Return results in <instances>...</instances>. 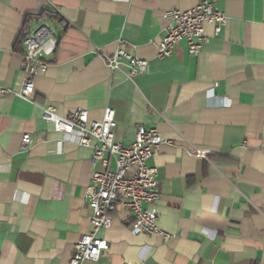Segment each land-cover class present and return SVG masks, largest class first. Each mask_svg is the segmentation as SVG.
<instances>
[{
  "label": "crops",
  "instance_id": "0c3cea01",
  "mask_svg": "<svg viewBox=\"0 0 264 264\" xmlns=\"http://www.w3.org/2000/svg\"><path fill=\"white\" fill-rule=\"evenodd\" d=\"M203 1L228 17L221 34L206 26L197 57L182 42L160 58L165 12ZM43 24L59 46L32 99L0 95V264H70L93 229L92 150L55 132L47 107L62 117L84 109L91 121L110 107L117 143L133 144L139 127L164 140L148 164L168 238L133 235L118 209L98 235L108 250L84 264H264V0H0V90L22 89V40ZM119 40L148 73L129 80L125 65L106 66L98 52L112 55Z\"/></svg>",
  "mask_w": 264,
  "mask_h": 264
},
{
  "label": "built area",
  "instance_id": "2783aa9c",
  "mask_svg": "<svg viewBox=\"0 0 264 264\" xmlns=\"http://www.w3.org/2000/svg\"><path fill=\"white\" fill-rule=\"evenodd\" d=\"M164 18L169 24L163 38L155 44L160 58L171 57L182 42L186 43L189 55L197 57L209 42L206 26H212L214 36L218 37L228 23L226 14L209 1H203L189 10H169ZM22 43L25 47L24 85L19 92L1 89L0 95H16L31 100L35 79L47 73L49 59L58 50L59 37L53 27L43 24L28 33ZM124 45V41L119 40L112 55L98 54L111 71L120 70L125 65L129 80L148 73L149 62L128 52ZM43 119L53 126L55 132L63 133L75 140L78 146L92 150V183L86 192V201L92 209L93 229L75 244L70 264L99 261L103 252L108 250V244L98 235L112 227L113 215L118 209L130 214L129 230L133 235H163L168 238L158 224V172L148 164L164 142L157 128L139 127L135 142L124 145L115 141L117 121L115 111L110 107L104 110L101 121H91L89 112L84 109L62 117L52 107L44 109ZM31 145L30 136L24 135L22 151L29 150ZM193 155L201 159L207 157L206 152L199 150Z\"/></svg>",
  "mask_w": 264,
  "mask_h": 264
}]
</instances>
